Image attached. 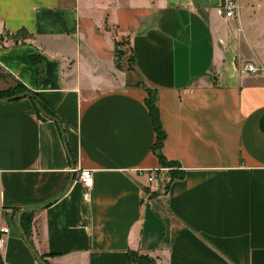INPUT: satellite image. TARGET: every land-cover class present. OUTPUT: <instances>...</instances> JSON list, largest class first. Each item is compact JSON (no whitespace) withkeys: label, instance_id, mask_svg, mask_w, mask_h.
<instances>
[{"label":"crops","instance_id":"crops-1","mask_svg":"<svg viewBox=\"0 0 264 264\" xmlns=\"http://www.w3.org/2000/svg\"><path fill=\"white\" fill-rule=\"evenodd\" d=\"M238 1L231 19L223 0H0V93L26 88L65 130L29 98L0 103L6 264H38L13 219L73 175L32 217L47 264H264V0ZM248 63L263 71L242 74ZM146 89L181 178L154 153Z\"/></svg>","mask_w":264,"mask_h":264},{"label":"trees","instance_id":"trees-1","mask_svg":"<svg viewBox=\"0 0 264 264\" xmlns=\"http://www.w3.org/2000/svg\"><path fill=\"white\" fill-rule=\"evenodd\" d=\"M6 37L9 40H12L14 42H20V41H25L26 39L30 38V34L28 32H26L25 30H23V31H20L18 34L13 35V36L10 34H7ZM125 41L126 40H121V41L116 40L115 41L116 65H117L118 69H121V59L125 53L124 50L121 49V47ZM32 61L37 66L38 74L41 75L43 73L42 63L36 58H32ZM25 92H29V91L26 88L19 86L16 89L0 93V99L8 98V97H11L13 95L21 94V93H25ZM146 92L148 95L146 98V105L149 109L150 116H151V119H152V122L154 125V129L156 132V137H157L156 143L153 146L154 153L158 157L162 167L172 169L169 172V176L172 180L176 179V178H181V177H183V173L181 171L180 172L177 171L178 170L177 168H179L178 164H176L174 162H169L164 157V155L162 154V148H163V145H164V142L166 139V133L162 127V123H161V119H160V111H159V106H158V92L156 90H151V89H146ZM35 98H36V96H35ZM36 100H37V98H36ZM31 101L33 102V100H31ZM37 101L41 104L42 108L49 115L56 117L55 116L56 114L51 112L41 101H39V100H37ZM33 104H34V102H33ZM32 217H33V214H26V215H23L21 217V220H20L21 226L24 229V231H25V233L29 239L31 238V235H32ZM133 256H135V258L137 259V262H135V264H156V261L154 259L150 258L149 256L142 255V254L135 253V252H130L128 254V260H127L128 264H132V257ZM0 264H6L2 258L1 253H0Z\"/></svg>","mask_w":264,"mask_h":264},{"label":"water","instance_id":"water-1","mask_svg":"<svg viewBox=\"0 0 264 264\" xmlns=\"http://www.w3.org/2000/svg\"><path fill=\"white\" fill-rule=\"evenodd\" d=\"M23 98H29V99L33 100L34 105H35L37 111L42 116H44L45 118H47L49 120H52V121L56 122L59 125V127L62 129L63 137H64V140H65V130H64V127L62 125V122L58 118L49 115L42 108L41 104L36 100L34 94H32L31 92H25V93H21V94H16V95H13V96L8 97V98L0 99V103H6V102H9V101H15V100L23 99ZM66 150H67V152L69 154V151H68L67 147H66ZM70 159H71L72 166H73V169H74V163H73V160H72V157L71 156H70ZM73 181H74V175L71 177L70 184L68 185V187L66 188V190H64V192L60 196H58L54 200H52V201H50L47 204H44L42 206H39V207H36V208H30V209L20 210L19 212H17V214L15 215V217L13 219V223H14V226H15L16 231L18 232V234L20 235V237L23 239V241L25 242V244L27 245V247L30 249L31 253L35 257V259L38 262V264H47V262L37 252V250L35 249L34 245L32 244V242L30 241V239L26 235L24 229L20 225L19 220H20V218L23 215H26V214H34L36 212L43 211L46 208H48L51 205H53L54 203H56L58 200H60L68 192V190L71 187Z\"/></svg>","mask_w":264,"mask_h":264},{"label":"built area","instance_id":"built-area-1","mask_svg":"<svg viewBox=\"0 0 264 264\" xmlns=\"http://www.w3.org/2000/svg\"><path fill=\"white\" fill-rule=\"evenodd\" d=\"M221 10L226 14L228 18L235 19L239 15V12L241 10V5L238 0H223ZM262 71L263 69L261 67L255 66L250 63L243 65L240 70L242 74H250V75H257L260 74ZM157 177H158L157 171L150 172L149 181L153 182V180ZM78 180L84 186V188L91 189L94 184L93 171L88 169L80 170L78 173ZM5 243H6L5 238L0 237V251L3 250Z\"/></svg>","mask_w":264,"mask_h":264},{"label":"rangeland","instance_id":"rangeland-1","mask_svg":"<svg viewBox=\"0 0 264 264\" xmlns=\"http://www.w3.org/2000/svg\"><path fill=\"white\" fill-rule=\"evenodd\" d=\"M121 49H123L124 52H127V50H128V43H127L126 41L122 44ZM122 60H123V58L121 59V63H122ZM169 169H170V168H169ZM177 169H178V168H177ZM177 171L180 172L179 169H178ZM135 262H137V259L135 258V256H133V257H132V264H135Z\"/></svg>","mask_w":264,"mask_h":264}]
</instances>
